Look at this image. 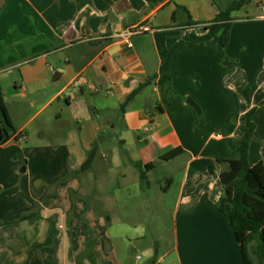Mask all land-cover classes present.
Instances as JSON below:
<instances>
[{
  "label": "crops",
  "instance_id": "obj_1",
  "mask_svg": "<svg viewBox=\"0 0 264 264\" xmlns=\"http://www.w3.org/2000/svg\"><path fill=\"white\" fill-rule=\"evenodd\" d=\"M239 1L0 0V91L23 136L0 147V223L34 209L39 213L36 220L0 228V264H25L30 252L47 242L52 224L54 245L34 251L29 264H129L128 249L147 238L146 229L129 227L133 217L149 216L154 204H168L169 196L176 204L174 242L161 254L152 241L154 248L146 249L151 264H244L228 215L216 208L224 195L220 175L227 170L218 159L239 158L232 142L239 146L245 140L246 114L255 109L249 163L264 184L263 0H250L232 14L225 50L213 40L187 41L178 48L170 104L163 93L169 77L160 74L186 33H205L184 24L210 22ZM133 29L145 31L129 37ZM54 39L58 48L52 51ZM51 57H60L65 66L57 68ZM15 70L12 84L4 87V76ZM155 74L158 78L122 113L126 98ZM26 97L33 107L42 101L39 113L63 99L60 111L71 113L82 135L73 127L43 125L50 144L34 145L26 133L29 122L19 126L8 106ZM55 118L61 123L63 116L56 112ZM102 135L111 137L99 144L91 169L62 181L80 171ZM22 140L30 142L28 148ZM178 148L181 156L161 159ZM147 164L155 168L147 171L149 185H144L138 167ZM154 187L168 195L157 200ZM87 226L92 248L86 245ZM255 246L257 240L249 245L253 256Z\"/></svg>",
  "mask_w": 264,
  "mask_h": 264
},
{
  "label": "trees",
  "instance_id": "obj_2",
  "mask_svg": "<svg viewBox=\"0 0 264 264\" xmlns=\"http://www.w3.org/2000/svg\"><path fill=\"white\" fill-rule=\"evenodd\" d=\"M250 0H240L239 2L232 3L226 10L219 11L216 17L210 22L196 23L189 20L184 26L189 28H204L205 33L197 35L194 31L186 33L182 40L176 44L168 53L163 65L160 69V74H166L169 79L164 88V100L166 104L172 103L174 99V89L171 79V65L175 52L184 42L204 43L210 40L215 41L221 49L225 50L231 37L232 26L235 19L232 14L241 10L244 6L249 4ZM184 10L183 7H178L177 11ZM177 11L172 17V21L176 23ZM188 13V11H187ZM191 18V17H190ZM58 48L57 39L52 42V51ZM159 74H155L148 77L146 81L140 85V88L130 94L126 100L121 104L120 110L125 112L126 106L131 102L136 95L145 87L152 84ZM0 112L2 119H0V147L5 145L11 140L20 141L22 135L18 133L6 107L3 95L0 91ZM255 113V109L249 111L246 114V124L248 127V134L243 142L238 146L236 141L232 142L233 148L237 151L238 159H218L221 164L227 165V170L222 172L220 180L224 188V195L220 201L216 204V208L223 213H226L229 218V224L234 231L236 240L240 246V251L244 264H254L250 254L249 245L252 241L257 240V246L255 249V255L261 264H264V184L260 180L259 176L252 170L249 163V151L250 143L254 137L255 124L252 122V117ZM111 136L102 135L99 136L92 145V149L89 152L86 162L78 172H74L63 178L62 181L69 177L79 175L89 171L92 167L95 155L98 151L99 144ZM181 148L173 149L167 154L163 155L161 159L172 160L183 154ZM138 167V166H137ZM153 164H147L146 167L140 170L141 182L144 185H149L147 171L154 169ZM39 218L38 210L34 209L33 212L23 214L20 218L8 222L0 223V228L5 225H14L26 221H33ZM82 224H85L83 218L80 219ZM86 245L92 248L94 240L90 238L92 233L91 229L86 227ZM57 235L55 226L52 224L49 232V237L46 243L37 245L34 250L29 254L28 260L25 264H29L31 257L34 255V251L45 247H52L54 245V239ZM52 264H55L52 262ZM154 264H156L154 262Z\"/></svg>",
  "mask_w": 264,
  "mask_h": 264
},
{
  "label": "rangeland",
  "instance_id": "obj_3",
  "mask_svg": "<svg viewBox=\"0 0 264 264\" xmlns=\"http://www.w3.org/2000/svg\"><path fill=\"white\" fill-rule=\"evenodd\" d=\"M258 0H253V4ZM255 6V5H254ZM251 8V7H250ZM60 57H51L50 61L58 68V67H64L65 64L62 62V64L59 61ZM62 58V57H61ZM9 70H3L1 73L6 74ZM17 70L14 71V75L7 76L5 75L2 83L3 86H9L12 84L14 77L17 75ZM68 93H66L67 96ZM4 101L7 102V96H3ZM65 101L62 99V101L56 102L52 107H48L44 110H42L41 113L39 111L42 109V101L38 102L37 105L34 107L31 106V98H18L8 101V106L13 113L14 119L16 123L21 126L25 125L28 122V126L26 129V133L30 135L32 134V140L33 144H50L49 138H44L43 134L45 130H42L41 127L43 125L48 126L49 129L52 128V130H55L57 127L62 126L65 129H68L69 127H73V116L71 113L67 110H64L62 113L60 111L61 107H64ZM199 106V105H198ZM200 107V106H199ZM242 105L238 107V110H242ZM201 109V108H200ZM61 113L63 116V119L61 120V123L58 122V120L55 118V113ZM198 112V111H197ZM39 113V114H38ZM38 114V115H37ZM104 114V113H103ZM37 115V116H36ZM106 115V114H104ZM36 116L35 118H33ZM0 119H2V115H0ZM33 119V120H32ZM59 124V125H57ZM18 127V126H17ZM108 132H111L110 128L107 129ZM219 133H222L221 130H215ZM73 132L77 134L78 136H81L82 133H80L77 130V127H73ZM23 146L28 148L27 145L30 144V142H21ZM114 144V143H113ZM119 147V145H118ZM120 149V147L118 148ZM23 169V168H22ZM167 183L163 184V188H166ZM152 194H155L154 198L159 200L161 197H166L168 193L165 194V191L161 192L160 187H154L151 189ZM170 196L168 197V204H154V207L150 209V215L145 216H138L133 217L134 224L129 225V227L135 228L136 226L140 229H146L147 238L145 240H142L139 242L140 244L134 242L133 245L128 249L129 253V264L132 262H135L137 259L138 264H151V260L149 256H147L146 249L150 244L154 243L152 241L155 240L156 243H158L160 246H158L156 249L159 253L164 254L165 251H167L174 242V222H173V215L175 211V205L172 204V199L170 202ZM158 206V207H157ZM161 208V210L159 209ZM136 223V224H135ZM149 244V245H148ZM255 244V243H254ZM153 245V244H152ZM150 246L154 248V246ZM256 247V246H255ZM254 247V251L255 248ZM126 250V249H125ZM127 253V256H128ZM255 256V255H254ZM253 253H250V257L255 263L256 258H254ZM162 264V263H159Z\"/></svg>",
  "mask_w": 264,
  "mask_h": 264
},
{
  "label": "water",
  "instance_id": "obj_4",
  "mask_svg": "<svg viewBox=\"0 0 264 264\" xmlns=\"http://www.w3.org/2000/svg\"><path fill=\"white\" fill-rule=\"evenodd\" d=\"M100 85H102L103 87H106V84L104 83V84H102L101 83V81H99V80H96ZM264 82V73L261 75V77H260V83L262 84ZM188 103L193 107V108H195L197 111H198V113L200 114L201 113V111H200V108H199V106L193 101V100H188ZM243 111H245V108H243Z\"/></svg>",
  "mask_w": 264,
  "mask_h": 264
},
{
  "label": "built area",
  "instance_id": "obj_5",
  "mask_svg": "<svg viewBox=\"0 0 264 264\" xmlns=\"http://www.w3.org/2000/svg\"><path fill=\"white\" fill-rule=\"evenodd\" d=\"M262 5H263V7H264V0L262 1ZM143 31H145V30H143ZM142 31V29H139V30H137V29H133V30H131V31H129V33H128V36L129 37H132V36H135V35H137V34H140V33H142L143 32ZM128 43V45L131 47L132 46V44L130 43V42H127ZM81 82H82V80L80 81V82H78V84H76V85H81Z\"/></svg>",
  "mask_w": 264,
  "mask_h": 264
}]
</instances>
